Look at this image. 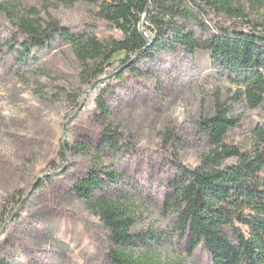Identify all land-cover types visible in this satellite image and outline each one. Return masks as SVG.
Instances as JSON below:
<instances>
[{
    "label": "rangeland",
    "instance_id": "1",
    "mask_svg": "<svg viewBox=\"0 0 264 264\" xmlns=\"http://www.w3.org/2000/svg\"><path fill=\"white\" fill-rule=\"evenodd\" d=\"M233 3L248 22H264V0ZM31 13L101 40L120 38L81 4L0 0L1 257L7 264H106L107 231L68 189L79 172L101 168L121 175L115 194L130 199L123 202L133 222L130 234L144 240L135 254L159 264H208L203 249L188 255L173 216L164 212L165 185L173 162L194 168L207 151L198 121L213 114L215 103L246 126L257 120V111L235 98V86L203 53L157 52L137 62L134 76L123 78L113 72L127 57L117 54L89 84L81 81L67 46L25 52L16 63L10 53L14 19ZM101 97L110 117L100 124L95 115ZM103 127L121 134V151L79 154L80 133ZM241 140L238 133L227 139Z\"/></svg>",
    "mask_w": 264,
    "mask_h": 264
},
{
    "label": "trees",
    "instance_id": "2",
    "mask_svg": "<svg viewBox=\"0 0 264 264\" xmlns=\"http://www.w3.org/2000/svg\"><path fill=\"white\" fill-rule=\"evenodd\" d=\"M54 1L91 8L94 18L119 32L120 38L101 40L31 13L14 19L10 53L16 63L25 59V52L67 46L81 81L89 84L117 54L127 57L113 72L123 78L134 76L137 62L157 52L203 53L235 86V98L247 110L257 111V120L246 126L215 103L213 114L199 119L208 149L194 168L173 162L163 209L173 216L188 255L203 249L208 264H264V22H248L233 0ZM214 17L219 22L208 24ZM96 108L95 120L101 124L110 117L102 97ZM233 133L241 136V142L227 141ZM78 138L76 151L81 155L121 151V134L107 127L81 132ZM120 176L112 169L89 168L74 176L68 189L107 231L111 248L106 264H159L133 252L144 240L130 234L133 222L123 206L130 199L115 194ZM42 186L40 182L35 188ZM0 264H7L1 255Z\"/></svg>",
    "mask_w": 264,
    "mask_h": 264
}]
</instances>
